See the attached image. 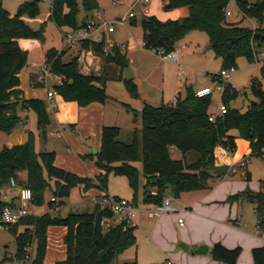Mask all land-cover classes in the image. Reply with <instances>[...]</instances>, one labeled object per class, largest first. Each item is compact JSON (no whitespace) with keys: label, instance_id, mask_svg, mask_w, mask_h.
Masks as SVG:
<instances>
[{"label":"trees","instance_id":"1","mask_svg":"<svg viewBox=\"0 0 264 264\" xmlns=\"http://www.w3.org/2000/svg\"><path fill=\"white\" fill-rule=\"evenodd\" d=\"M165 11L184 9L185 17L180 20L161 22L153 16L143 17L140 22L144 49L147 51H172L177 43L189 33L203 32L214 57L221 62V70L235 68L239 58L254 62V56L264 51V0L249 3L248 0H234L236 10L242 19L257 22L255 30L243 27L240 23H228L225 11L230 0H161ZM39 0L21 4L14 15L2 7L0 1V132L11 134L19 123V111L31 110L36 116L37 131L46 140V130L50 124L46 105L43 101L25 100L19 90V75L27 62V42L42 41V30L33 31L25 22L38 14ZM84 20L79 23L78 0H52L48 20L59 29L75 31L89 21L88 13L98 10V0H81ZM92 19V18H91ZM82 48H90L100 56L104 65H114L121 74L127 68L126 56L116 46L107 54L103 44L84 42ZM67 52L48 50L44 63L50 71L62 78L60 85L53 90L65 102H74L80 108L93 103L104 104L107 100L104 85L109 75L102 67V74L82 72L77 57L64 60ZM261 77L264 79V61L261 63ZM132 98L139 97L132 80L120 76ZM251 101L245 112L229 107L239 93L226 84L221 94V102L227 113L209 122L211 97L196 98L195 92L186 88L183 98L178 97L176 105L152 107L144 104L140 112L139 132L132 133L129 144L119 141L120 129L103 127L100 135V148L94 158V166L102 173L94 178H80L57 168L55 154L34 151V135L27 133V140L21 145L4 148L0 152V210L8 204L1 195L14 179L19 187L32 193L36 210L45 205L48 209L61 207L70 191L82 186L83 192L96 189L106 192L107 177L110 173L127 179L133 191L132 204L138 192V172L134 164L140 162L144 184L143 201L156 207L166 196L178 199L182 194L208 191L222 175L215 168L214 150L221 147L229 154L235 151L236 139L249 143V157H261L264 149V92L258 80H252L248 87ZM233 133H236L234 135ZM141 149V153H140ZM173 152L180 157L173 158ZM25 173L22 180L20 174ZM46 175V176H45ZM53 186V188L51 187ZM51 192L52 199L45 204V193ZM154 193V194H152ZM106 195V194H105ZM116 198V197H115ZM242 200L254 206L256 226L264 234V181L257 192H242L229 201ZM104 217L111 214L100 212L97 207L92 212L70 214L65 218L50 214L32 216L14 226L9 232L14 236L17 261L26 255L25 248L35 244L32 264H44L47 249V230L61 227L66 230L62 239L65 258L55 264H112L115 257L136 245L135 226L110 225L106 230L101 226ZM21 229L19 233L18 230ZM242 249H228L219 243L211 247V258L223 264H236ZM253 264H264V243L251 250ZM129 264V263H128ZM135 264V263H130Z\"/></svg>","mask_w":264,"mask_h":264},{"label":"rangeland","instance_id":"2","mask_svg":"<svg viewBox=\"0 0 264 264\" xmlns=\"http://www.w3.org/2000/svg\"><path fill=\"white\" fill-rule=\"evenodd\" d=\"M29 1L30 0H1V4L5 11L10 13L11 15H14L21 4ZM148 1L149 3L144 4L143 2H141V0H98L97 13L99 14V16H96V14L94 13L95 16L93 21L96 24L103 22L108 23L114 21L117 18L126 17L129 13H132L134 15V18L128 20L125 25L115 26L114 34H107L108 38L118 45L125 44L130 39L133 41V43L130 45L131 49L128 51L126 57L127 69H129L133 75L132 81L136 86L138 94H143L146 103L152 107L172 105L173 100L176 97L174 95L173 84H175L176 81L179 82L180 80L177 77V68L173 64L162 62L156 54V58L150 57L151 59L144 60V58L140 55L141 53L139 52V50H141L140 47L143 43L140 22L144 17L142 14L144 10L150 11L149 13H152V16H168L174 10L165 11L160 5V0ZM78 4L80 12L78 21L79 23H81V21L84 20V12L82 10L81 0H78ZM228 9L232 14L230 17H227L228 23H240L243 27H247L252 30H255V28L258 27L256 21L250 19H242L240 14L237 12L232 0H230ZM48 13L49 9L47 4L44 2V0H39L37 16L32 20H29L26 17L24 18V22L33 31L42 30L43 35L42 41H31L37 43L34 47H30V49L28 50L26 66L21 72V84L24 87H27L26 85L28 84V76L32 73H35L39 69V66L43 64L44 53L51 49L61 51L63 48L61 33L64 34L66 32H70V30H68L67 28L59 29L52 21L48 20ZM183 40V46L180 45L179 50H184L186 54L190 53V57H188L189 61L187 62L186 66L184 65L185 68L188 67L190 73L194 76L196 81H201L206 77L212 78L210 88L214 89L211 95V105L209 108V113L215 115L217 113L218 105L220 104V92L215 88L212 75L217 74L221 70L219 61L215 59L212 51L210 50L208 38L205 33L192 32L188 34ZM132 47L136 48V50L133 51ZM120 51L122 50L120 49ZM68 56L77 57L78 60H82L86 63V66L88 68L87 70L85 68H82V72L84 73L90 72L95 74L99 71V69L97 71V67H104L107 70V67L109 66H105L102 58L91 51L89 47L82 48L81 46L80 50L77 49L74 51H68L66 57ZM261 67L262 64H255V62L250 63L245 58L237 59V61L235 62L234 73L230 75L228 81L239 93V96L235 101L230 103V108L238 109L240 112H245L248 108L249 103L251 101H255V99L250 96L248 92V87L252 80H258L261 83V89L264 92V79H262L261 77ZM100 71L102 74V69ZM206 72H208V74H206ZM135 73L137 74L136 78L134 75ZM124 74H126V69L124 71ZM180 83L182 84L181 81ZM54 85L55 82L47 78L46 86L44 87L52 88ZM186 88L187 87H181L179 96L180 98L184 97ZM104 89L107 100L104 104L100 105L105 106V127H115L120 129L121 133L119 136V141L126 144L132 142V133L136 130L139 132L138 139L139 145H141L140 112L143 107L142 99L132 98L126 90L124 83L122 81L113 80L112 78L106 81ZM39 91L40 90H36L35 92L40 93ZM115 101L124 103V107H121L118 111V107L115 105L116 103H114ZM127 105H129L130 108H128ZM24 127H27L28 132L34 134V151L36 153L44 152L45 141L37 131L36 116L35 113L31 110L19 111V123L9 136L5 133L0 132V152L10 144L17 145L18 140L24 138V135L28 133L25 132ZM49 132L50 131L47 128L46 138L47 133L49 134ZM233 134L236 135V133ZM81 135L82 134L79 132L75 135V139L78 142H81ZM96 140L97 143H100L99 136H97ZM87 145L90 146V144ZM95 150H98V148L92 145L88 152V155H95ZM172 157L175 159V154H172ZM92 161L94 162V158L92 160L87 159V162ZM245 164V167L241 168L238 173L232 175V177H230L228 181L244 185V189L240 191H258L260 182L264 181V159L258 157H248V161ZM134 167L138 172V192L134 205L136 211H134L133 213L132 223L134 225H137V223L135 222L138 220L139 215H143V220L141 222L143 228L141 229V226H137L135 232L136 245L128 249L121 255L116 256L112 264H167L168 257L164 252H161L159 250V246H171L173 248V251H178L180 249V243H183L179 242L178 229L176 225L174 226L176 220H171L165 228L160 230L159 239L150 240L148 238L144 231H149L151 227L153 228L156 222V217H154V219H148V215L157 207L147 213L148 207L146 206L147 204H145L143 201L142 185L144 179L142 176L141 163L138 162L134 164ZM242 172L247 173L249 178L244 179V177L242 176ZM20 178L24 180L25 173H21ZM87 178L91 177L88 176ZM51 187L53 188V186ZM9 191V189L5 190V192ZM105 193H107V196L109 197H118L119 199H124L130 202H132L133 199V191L130 188L127 179L123 176H115L112 173H110L107 177V186ZM92 194L94 193L92 192L87 196L86 194L80 192L78 187L74 188L70 191L68 198L64 201V206H62L61 208L56 207L55 209L57 210L52 209L54 211L50 214L49 210L51 209H48V207L45 205L40 210H37L36 214L39 215L40 212H45L46 214H50L54 217L65 218L70 214H79L86 212L90 213L93 211ZM51 197V192L47 191L45 193V204L50 201ZM56 204H58V201L55 202V205ZM142 212L145 213L142 214ZM172 214L175 213H169L168 215L171 216ZM239 216L241 218V221L243 222L241 225H245V227L247 226V229H242L243 231L245 230L248 233L256 234L257 236L262 238V240H264V234H261L256 229V215L254 206L251 203L247 201H243L241 203L239 208ZM103 220L105 221V223H109L107 220H110V218L104 217ZM109 224L111 225V223ZM104 230H106V228H104ZM18 232L20 233L21 229H19ZM16 249L17 247L15 244L14 236L9 231H0V264H23L22 261H17L15 259ZM47 249H49L48 243ZM27 253L31 256V258H34V243L31 246V250ZM50 254L51 253L48 252L46 264H55V260L51 263L52 257L50 256ZM61 255L62 253L56 255V258H59V256ZM245 258L246 256L244 254L242 257V261L244 263L246 262Z\"/></svg>","mask_w":264,"mask_h":264},{"label":"crops","instance_id":"3","mask_svg":"<svg viewBox=\"0 0 264 264\" xmlns=\"http://www.w3.org/2000/svg\"><path fill=\"white\" fill-rule=\"evenodd\" d=\"M254 1H248L249 3H254ZM45 2V1H44ZM48 6L50 14L49 4L45 2ZM160 5L164 6L162 1L160 0ZM98 11V10H97ZM96 11V12H97ZM150 11L144 10L142 13L144 17L152 16ZM10 14V13H9ZM11 15V14H10ZM13 15V14H12ZM154 15V14H153ZM186 11L184 9H175L171 14L164 16H156L161 22L166 21H175L180 20L185 17ZM92 19H94V15L92 14ZM115 32V31H114ZM110 33V34H114ZM63 34V33H61ZM190 34V33H189ZM109 35V34H108ZM108 35L103 32V38L117 47L124 46V49L121 51L126 57L128 51L131 49L130 45L133 41L130 39L128 42L122 45H118L117 43L111 41L108 38ZM184 40L177 43L176 47L179 51L178 53V63L173 64L177 68V77L180 79L179 82L176 81L174 85V95L175 98L180 96L181 87H187L192 89L193 92H196L201 89L210 88V84L212 82V78H203L201 81H196L194 76L190 73L188 67L185 68L190 57V53L186 54L184 50H179V46H183ZM29 43V44H28ZM37 42H27L25 46L29 50L30 47H34ZM143 45V43H142ZM133 51L136 48L132 47ZM139 52L140 55L144 58V60L151 59L150 57L156 58L155 53L151 51L145 50L142 46ZM182 49V48H181ZM63 50V48H62ZM61 50V51H62ZM58 51V52H61ZM46 53V52H45ZM45 53L43 56V61L45 57ZM68 53V52H67ZM66 53V54H67ZM153 53V54H152ZM64 56V60H68L70 57ZM193 54V52H192ZM69 55V54H68ZM216 59V58H215ZM219 61L220 67L221 62ZM185 65V66H184ZM82 68L87 70L86 63L81 60ZM172 66V65H171ZM172 66V67H174ZM174 67V68H175ZM175 68V69H176ZM99 69V71H98ZM102 68L97 67V71L95 75H101ZM106 73L109 74V77L113 80L118 81L117 79L120 76L125 78V74H121V71L115 67L114 65L109 64ZM38 73L37 70L35 73L30 74L28 77L27 87L22 86V74L19 75L20 86L19 90L22 92V97L25 100L37 99L44 102L47 107V112L49 115L50 124L48 126L49 134L47 133V138L44 142V152H50L55 154V162L54 165L64 170L68 173L74 174L80 178H86L90 176L94 178L101 174L102 172L97 170L94 166V162H87L84 157L89 156L88 152L92 145L96 146V148H100V143H97V136L101 135V130L105 127V106L100 105L98 103L90 104L85 108H80L74 102H65L59 95H55L52 99L47 100L46 95L51 88H45L38 81ZM203 73V71H202ZM93 74V73H86ZM208 74V72H206ZM135 78L137 74L135 73ZM133 78V77H132ZM132 80V79H131ZM182 82V84L180 83ZM45 88V89H44ZM36 90H40V93H36ZM142 99V106L147 104L143 94L139 93V97ZM115 105L118 107L117 110L121 107H124V103L117 102ZM49 105H53L52 110H49ZM114 106V107H116ZM128 108L129 105H127ZM116 109V108H115ZM52 114V115H51ZM26 123V122H24ZM25 128V132L27 131V127ZM81 133V142H78L75 139V135L77 133ZM33 134V133H32ZM10 135V134H9ZM8 135V136H9ZM34 135V134H33ZM27 140V134L24 135L23 139H19L17 145H21L25 143ZM35 143V142H34ZM87 144H90L87 145ZM236 148L232 154H229L226 150L221 147H216L214 150V158H215V168L222 175L218 178L217 182L213 185L212 189L208 191H197L182 194L178 199H173L170 196H166L170 198L171 205L175 209V214L169 216L168 214H162L159 217H156V222L151 227L149 231H144L150 240L159 239L160 238V230L165 228L171 220H176L174 226L176 225L179 233V242H183L180 244H185L188 247L187 252L179 249L178 251H173V248L170 246L164 247L159 246V250L164 252L168 257L167 264H223L220 262H216L211 258L210 250L211 247L219 243L225 248L233 249L236 247H240L242 249L241 255L236 264H253L251 250L257 247H261L264 243V240L257 236L256 234L248 233L247 231H243L242 229H247V226L241 225L243 222L239 216V208L242 200L229 201V198L242 193L244 191H240L244 189V185L239 183H234L228 181L232 175L238 173L241 168L245 167V163L248 161V157L250 155L249 143L242 140H235ZM36 145V144H35ZM16 145L10 144L7 148L13 147ZM98 150H95L96 154ZM176 158H179L180 155L177 152H173ZM242 176L244 179H248L249 176L247 173L242 172ZM144 184V182H143ZM237 186V187H233ZM77 188V187H76ZM78 189L83 194L94 193L92 198L93 209L96 206V201L102 197L103 195H107V193L100 192L96 189H91L87 192H83L82 186H78ZM259 190V189H258ZM251 192V191H250ZM254 192H257L254 191ZM154 194V193H152ZM118 198V197H116ZM66 199L63 200V205H65ZM61 206V207H62ZM147 213L151 210H154L156 206L154 205H146ZM59 207V208H61ZM152 208V209H151ZM57 210V209H55ZM50 214L54 210H49ZM136 211V208H135ZM145 212H142L144 214ZM46 214L45 212H40L39 215ZM148 219H154V217H150L148 215ZM183 220V226L180 227L178 225V220ZM143 215H139L138 220L135 222L137 225H134L135 228L137 226L142 225ZM257 229V226H256ZM258 230V229H257ZM66 230L64 228L59 227H50L47 230V238H48V252H50L51 263L54 261L55 263L58 261H62L65 258V248L62 243V239L65 235ZM136 232V230H135ZM143 232V233H144ZM136 236V235H135ZM207 247L208 252L205 255H197L194 251L200 247ZM46 251L44 264L47 261ZM59 258H56L58 254H61ZM245 254L246 262L242 261V257Z\"/></svg>","mask_w":264,"mask_h":264},{"label":"built area","instance_id":"4","mask_svg":"<svg viewBox=\"0 0 264 264\" xmlns=\"http://www.w3.org/2000/svg\"><path fill=\"white\" fill-rule=\"evenodd\" d=\"M1 1V0H0ZM49 4V8L52 6V0H44ZM144 4L149 3L148 0H141ZM234 3V0H232ZM235 5V3H234ZM238 12V11H237ZM96 16L99 14L95 11ZM93 13V15H94ZM239 13V12H238ZM242 17V14L239 13ZM226 17H230L231 11L227 8L225 11ZM95 16V15H94ZM134 18L132 13L127 14L126 17L117 18L112 22H103L96 24L93 19L89 20L85 26L75 30L70 31L62 34V43H63V50L64 51H74L80 50L81 45L84 42L95 43V44H103V52L107 54L110 49L114 46L109 44L103 38V32L106 34L113 33L115 31V26H123L128 20ZM105 29V30H104ZM117 47V46H116ZM144 47V44L142 45ZM119 49H124V46L118 47ZM154 52L162 62L170 63V64H177L178 63V49L175 47L170 52H165L162 49ZM264 61V51L258 53L254 56L255 64H261ZM81 64V60H79ZM39 73H38V81L43 86H46V80L49 78L55 82V85H60L62 82V78L54 75L51 71L49 66H47L44 61L43 64L39 66ZM234 73V68H230L227 70H220L217 74H213V82L215 84L216 90L221 94L223 92V88L226 84L229 83L230 75ZM231 85V84H230ZM231 87L235 89L232 85ZM214 88H205L195 92L196 98H207L211 97ZM56 95L53 87L49 90L46 95L47 100L52 99ZM177 98H174L173 104L176 105ZM53 105H49V110H52ZM228 109L222 104L220 99V104L218 105L217 113L209 114L208 120L209 122H214L218 117H221L227 113ZM261 157L264 159V149L261 150ZM8 189L9 192H5L1 195V200L6 202L8 205L0 210V231H9L14 226L18 225L21 220H24L28 217L32 216H41L36 214V208L32 202V193L29 189L25 187H19L14 179H11L9 182ZM51 202H56L54 199H50ZM96 206L100 212L109 213L111 214L112 218L107 220L111 225H123L126 226H134L132 223L133 213L135 211V206L127 200L119 199L115 197H109L107 195H103L96 201ZM168 213H175V209L171 205L170 198L165 197L162 201V204L158 206L154 211H151L149 216L150 217H159L162 214ZM109 223H105L104 220L101 222L102 228H108L110 226ZM178 225L180 227L183 226V220H178ZM31 245L25 248V252H29L31 250ZM33 258L27 253L22 260L23 264H32Z\"/></svg>","mask_w":264,"mask_h":264},{"label":"water","instance_id":"5","mask_svg":"<svg viewBox=\"0 0 264 264\" xmlns=\"http://www.w3.org/2000/svg\"><path fill=\"white\" fill-rule=\"evenodd\" d=\"M91 18H92V12H89L88 13V20H91ZM132 77H133V75H132L131 71L126 68L125 80L129 81L132 79ZM179 248L181 250H183L184 252H187V250H188V247L184 244H180ZM207 252H208V248L203 246V247L197 248L194 253L197 255H205V254H207Z\"/></svg>","mask_w":264,"mask_h":264}]
</instances>
